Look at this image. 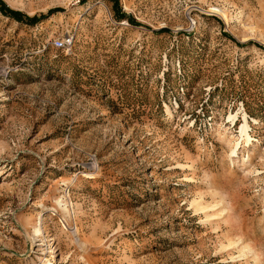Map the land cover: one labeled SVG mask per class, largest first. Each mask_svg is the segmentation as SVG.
Segmentation results:
<instances>
[{
    "label": "rangeland",
    "instance_id": "374dc122",
    "mask_svg": "<svg viewBox=\"0 0 264 264\" xmlns=\"http://www.w3.org/2000/svg\"><path fill=\"white\" fill-rule=\"evenodd\" d=\"M2 1L0 264H264V0Z\"/></svg>",
    "mask_w": 264,
    "mask_h": 264
},
{
    "label": "built area",
    "instance_id": "2783aa9c",
    "mask_svg": "<svg viewBox=\"0 0 264 264\" xmlns=\"http://www.w3.org/2000/svg\"><path fill=\"white\" fill-rule=\"evenodd\" d=\"M213 10H218L217 7H212ZM75 32L70 31L64 34L61 37H56L51 41V45L55 47L56 49L62 50V51H69L74 43H75Z\"/></svg>",
    "mask_w": 264,
    "mask_h": 264
},
{
    "label": "trees",
    "instance_id": "16d2710c",
    "mask_svg": "<svg viewBox=\"0 0 264 264\" xmlns=\"http://www.w3.org/2000/svg\"><path fill=\"white\" fill-rule=\"evenodd\" d=\"M0 8L9 14H12L13 16L15 15L17 19H22V14L19 11L9 9L2 0H0Z\"/></svg>",
    "mask_w": 264,
    "mask_h": 264
},
{
    "label": "bare ground",
    "instance_id": "6f19581e",
    "mask_svg": "<svg viewBox=\"0 0 264 264\" xmlns=\"http://www.w3.org/2000/svg\"><path fill=\"white\" fill-rule=\"evenodd\" d=\"M231 117H233V115H231ZM233 118H234V117H233ZM247 127H248V125H247V123H245V124L243 125V127H242V132L245 133V134L247 135L248 139H250V138H249V134H248V132H247ZM39 230H41L40 227H37V228H36V231L39 232Z\"/></svg>",
    "mask_w": 264,
    "mask_h": 264
}]
</instances>
